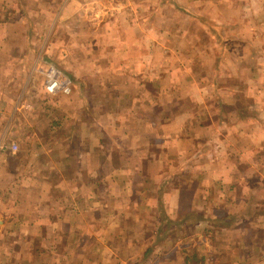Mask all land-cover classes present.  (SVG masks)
<instances>
[{
    "label": "crops",
    "instance_id": "crops-1",
    "mask_svg": "<svg viewBox=\"0 0 264 264\" xmlns=\"http://www.w3.org/2000/svg\"><path fill=\"white\" fill-rule=\"evenodd\" d=\"M0 264H264V0H0Z\"/></svg>",
    "mask_w": 264,
    "mask_h": 264
},
{
    "label": "rangeland",
    "instance_id": "rangeland-1",
    "mask_svg": "<svg viewBox=\"0 0 264 264\" xmlns=\"http://www.w3.org/2000/svg\"><path fill=\"white\" fill-rule=\"evenodd\" d=\"M205 22L208 23L209 21H205ZM211 23H213V22H209L208 24L210 25ZM210 26L211 27H215L217 25L214 24V25H210ZM56 64L61 70L66 72V70L63 69L61 64L60 65L58 63H56ZM56 64H54V65H56ZM27 91H28V94L30 93V98L27 101L28 104H29L28 105L29 107L25 108L28 111L25 112V114H24V117H23V121L24 122L23 123H25V122H27L28 124L29 123H34L33 116L31 115V112H30L31 108H33L35 110V112H34L35 114L37 113V109H39V110L42 109L43 113L45 114L46 113L45 111H47V110L49 111L51 108L60 109L62 107L66 108V106H67L64 101L58 100L56 97H54V98H48L47 97V95L45 94V90H44V78L42 80H41V78H37L36 81L33 84L29 85L28 87H25L24 90H23V94L25 92H27ZM216 92H218V91H216ZM11 122H12V130L10 131V133H8V135H7L8 137H5L4 139L7 140L8 142H10L11 143L10 145H12L14 143L13 141H16L17 142L16 144H18L19 140H16L14 138V136L16 134V131H15V128H14L15 121H14L13 117H12V121ZM19 122H20V120H19ZM2 130H3V127H1V131ZM23 131L24 132H22V135H23L24 139L25 138H32L31 137V133H30L29 130H23ZM7 141H6V143H8Z\"/></svg>",
    "mask_w": 264,
    "mask_h": 264
},
{
    "label": "built area",
    "instance_id": "built-area-1",
    "mask_svg": "<svg viewBox=\"0 0 264 264\" xmlns=\"http://www.w3.org/2000/svg\"><path fill=\"white\" fill-rule=\"evenodd\" d=\"M41 74L44 78V90L49 97H57L60 95L71 96L74 92L75 84L71 76L61 70L58 66L50 63ZM13 152L18 151L17 145H12Z\"/></svg>",
    "mask_w": 264,
    "mask_h": 264
}]
</instances>
